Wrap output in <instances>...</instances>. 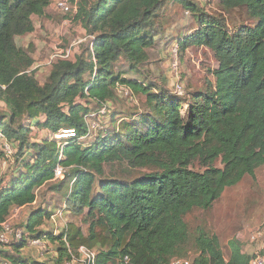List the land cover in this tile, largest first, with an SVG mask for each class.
<instances>
[{
  "label": "trees",
  "instance_id": "1",
  "mask_svg": "<svg viewBox=\"0 0 264 264\" xmlns=\"http://www.w3.org/2000/svg\"><path fill=\"white\" fill-rule=\"evenodd\" d=\"M55 1L0 0V104L10 112L0 117V162L15 150L18 164L10 181L0 177V225L14 209L32 206L38 190L56 184L60 166L65 179L55 189L71 181L65 209L86 213L88 234L73 224L56 236L39 233L40 221L50 216L36 212L23 239L0 249V264L71 263L80 259V248L95 253V264H172L188 255L185 216L210 210L228 188L264 167V0H219L223 12L244 8L257 22L235 31L223 16L209 17L190 0H178L199 24L179 43L181 51L204 47L218 62L215 83L194 95L187 116L179 97L153 92L113 71L122 58L131 72L148 63L155 13L166 0H79L75 19L94 39L90 59L56 62L41 85L31 52L16 40L34 33L33 17H44ZM88 72L90 82L84 79ZM118 87L145 96L147 113L137 122L113 123L84 147L80 139L89 133L84 120L89 104L107 105ZM34 126L50 137L32 142ZM63 130L75 131L76 138L50 139ZM34 238L57 245L53 263L24 256ZM194 244L190 264H251L253 259L237 240L229 243L226 258L219 238L202 230Z\"/></svg>",
  "mask_w": 264,
  "mask_h": 264
},
{
  "label": "rangeland",
  "instance_id": "2",
  "mask_svg": "<svg viewBox=\"0 0 264 264\" xmlns=\"http://www.w3.org/2000/svg\"><path fill=\"white\" fill-rule=\"evenodd\" d=\"M190 1L209 17L223 16L231 31L257 25L256 21L249 18L244 8L223 12L219 0ZM78 3L79 0H69L73 8L78 9ZM75 17L76 11L65 14L53 2L44 17H33L35 32L17 38V45L31 52L35 60L33 70L41 85L47 82L53 65L60 60H65L66 54H69L66 58L69 61H76L78 58L90 59L94 39L87 34ZM153 24L154 46L147 50L148 63L142 65L138 72H131L129 64L122 58L115 64L113 71L115 74L152 87L153 92L160 90L179 97L183 101V113L187 116L188 107L194 95L205 91L209 83H215L213 72L218 68V62L214 53L204 47L191 46L185 52L181 51L179 43L195 34L199 24L192 12L186 10L178 0H166L156 11ZM92 78L90 72L84 75L86 82H90ZM130 95V91L118 87L116 98L107 105L100 107L92 102L89 104L91 113L85 116L84 120L92 133L80 139L84 147L94 144L106 130L112 129L113 123L117 127L123 121L137 122L147 113L145 96L130 97ZM4 114L10 115V112L4 104H0V117ZM49 137L46 130L32 127V142L39 143ZM3 142H5L4 139ZM16 153L15 150H10L8 157L0 162V177L6 179L5 182L10 181L9 179L18 168ZM217 167L221 168V164L217 163ZM116 169L115 174L121 176V172ZM193 169L199 171L200 167L195 164ZM143 172L145 173V171L130 173L133 176H139ZM125 177L131 178L129 172L125 174ZM56 182L40 189L37 192L38 199L32 206L21 210L20 213L12 212L13 219L10 221L14 230L25 228L31 215L44 211L50 217L40 221L39 233L56 236L61 234L68 225L73 224L81 228L85 235L88 234V226L84 222L86 213L82 216L75 215L69 205L65 209L71 181H67L59 190L55 188L57 184L61 186L60 181ZM185 223L189 229L190 242L187 245L188 255L178 257L180 260H192L196 256L194 241L199 230L204 231L208 236L219 238L226 258L230 254L229 243L232 240L239 241L244 253L249 256L263 255L264 167L257 169L255 177L246 176L238 185L228 188L210 210L194 209L185 216ZM260 233L263 237H259ZM29 241L30 243L23 250L25 257L33 261L53 263L51 258L56 253V244L48 239H39L40 242L36 245L35 238ZM8 248L9 246L0 245L2 250ZM66 264L81 263L76 258Z\"/></svg>",
  "mask_w": 264,
  "mask_h": 264
},
{
  "label": "built area",
  "instance_id": "3",
  "mask_svg": "<svg viewBox=\"0 0 264 264\" xmlns=\"http://www.w3.org/2000/svg\"><path fill=\"white\" fill-rule=\"evenodd\" d=\"M54 3L57 6V8L60 11L64 12L65 14L72 13V11H76V14H77L78 9L76 7L73 8L69 4V0H57ZM176 56H177V54H176ZM65 57L68 58L69 54H66ZM66 58H65V60H68ZM122 88L125 89L126 91H129L125 87H122ZM130 97H132V93H131ZM91 133H92V131L89 129L88 136H90ZM55 138L58 140L59 139L76 138V133L73 130H63L59 135H56ZM61 158H63V156H61ZM64 179H65V171L62 167L59 166L55 170V179L54 180L55 181H62ZM14 212H17V211H14ZM11 214H12V212H11ZM11 219H13V218L10 215L8 220L5 223L0 225V244L8 245L11 242L22 240L23 237L25 236V233H26L25 228L14 230L13 224L10 221ZM259 237H263V234L260 233ZM39 242L40 241L37 240L34 242V244L36 245ZM29 243H30V241L28 242V244ZM79 253H80L79 261L81 264H95L96 255L94 252H91V251L87 250L86 248H80ZM172 264H190V261L176 259V260H173ZM251 264H264V254L263 255H261V254L254 255L253 259L251 261Z\"/></svg>",
  "mask_w": 264,
  "mask_h": 264
},
{
  "label": "crops",
  "instance_id": "4",
  "mask_svg": "<svg viewBox=\"0 0 264 264\" xmlns=\"http://www.w3.org/2000/svg\"><path fill=\"white\" fill-rule=\"evenodd\" d=\"M33 20H34V18H33ZM33 69H34V67H33ZM45 120V118L44 117H41L40 119H39V121H41V122H43ZM33 140V139H32ZM42 189V188H41ZM39 191V190H38ZM37 199H38V197H37ZM37 201V200H36ZM36 203V202H35ZM26 208H28V207H26ZM26 208H22V209H14L12 212H14V211H17L18 213H20L21 212V210H24V209H26Z\"/></svg>",
  "mask_w": 264,
  "mask_h": 264
}]
</instances>
